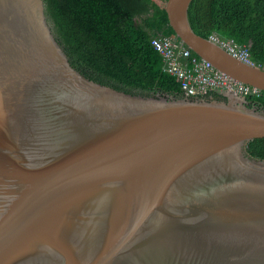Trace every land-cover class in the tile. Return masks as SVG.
Returning a JSON list of instances; mask_svg holds the SVG:
<instances>
[{"label":"water","instance_id":"1","mask_svg":"<svg viewBox=\"0 0 264 264\" xmlns=\"http://www.w3.org/2000/svg\"><path fill=\"white\" fill-rule=\"evenodd\" d=\"M175 35L264 91V67ZM128 92L76 69L45 0H0V264H264V109L232 93Z\"/></svg>","mask_w":264,"mask_h":264},{"label":"trees","instance_id":"2","mask_svg":"<svg viewBox=\"0 0 264 264\" xmlns=\"http://www.w3.org/2000/svg\"><path fill=\"white\" fill-rule=\"evenodd\" d=\"M166 2L45 0L48 19L71 64L88 78L128 92L183 95L152 45L160 34L176 36ZM188 17L204 38L215 32L247 44L252 60L264 67V0H193ZM247 101L264 109V91ZM247 152L264 159V138L250 141Z\"/></svg>","mask_w":264,"mask_h":264},{"label":"built area","instance_id":"3","mask_svg":"<svg viewBox=\"0 0 264 264\" xmlns=\"http://www.w3.org/2000/svg\"><path fill=\"white\" fill-rule=\"evenodd\" d=\"M209 39L241 61L263 68L252 60L247 44H239L215 32ZM152 45L162 56L166 72L176 78L187 96L205 97L213 92H226L247 100L261 95L260 89L231 78L211 62L194 54L177 36L160 34L152 39Z\"/></svg>","mask_w":264,"mask_h":264},{"label":"flooded vegetation","instance_id":"4","mask_svg":"<svg viewBox=\"0 0 264 264\" xmlns=\"http://www.w3.org/2000/svg\"><path fill=\"white\" fill-rule=\"evenodd\" d=\"M205 97H208V98H220V99H223L224 98V94L223 93H217V92H213V93H209L208 95H206Z\"/></svg>","mask_w":264,"mask_h":264},{"label":"bare ground","instance_id":"5","mask_svg":"<svg viewBox=\"0 0 264 264\" xmlns=\"http://www.w3.org/2000/svg\"><path fill=\"white\" fill-rule=\"evenodd\" d=\"M224 38V37H223ZM262 93V92H261Z\"/></svg>","mask_w":264,"mask_h":264}]
</instances>
